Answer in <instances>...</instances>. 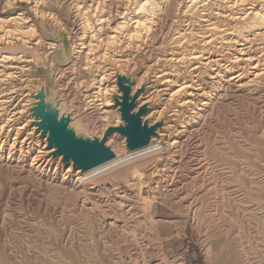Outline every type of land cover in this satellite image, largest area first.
<instances>
[{"label":"rangeland","instance_id":"rangeland-1","mask_svg":"<svg viewBox=\"0 0 264 264\" xmlns=\"http://www.w3.org/2000/svg\"><path fill=\"white\" fill-rule=\"evenodd\" d=\"M228 1L157 0L159 21L136 33L120 18L136 0H0V264H264V23L249 25L246 14L249 2L264 9V0ZM218 20L245 28L242 55L252 61L220 63L218 81L200 65L194 74L213 95L208 108L196 99L192 108L183 92L172 94L191 82L188 54L239 55L237 45L203 44L206 24ZM134 69L164 81L141 99L165 103L160 117L172 114L176 151L154 158L156 171L138 163L134 175L123 169L83 183L67 164L46 161L27 132L31 95L52 90L59 112L100 138L122 122L101 104L117 91L115 74ZM106 144L128 152L117 133Z\"/></svg>","mask_w":264,"mask_h":264},{"label":"bare ground","instance_id":"bare-ground-1","mask_svg":"<svg viewBox=\"0 0 264 264\" xmlns=\"http://www.w3.org/2000/svg\"><path fill=\"white\" fill-rule=\"evenodd\" d=\"M197 1L202 2L203 0H192V2H197ZM221 1H223V0H221ZM244 1H246V0H230V1H228V3H231V4L234 5V4H237V3L240 4V3L244 2ZM255 3L256 2H254V1L249 2V4L252 5L249 8L248 12L246 13L251 18L249 25H252L253 23H257V22L258 23H264V9L261 8V7H259V6H257ZM228 16L222 15V16H220V19H224V18L227 19ZM120 18L123 20L122 21L123 23H126L127 22V24H130L131 27H132V29H134V31H136V33H138L140 31L139 29H143V30L149 31L150 30V27L152 25L151 24L152 21L153 22L159 21V3L157 2V0H136L134 6L132 8V10L129 13H127V11L123 12L122 15L120 16ZM244 29L245 28H243V27H240V28L239 27H233L232 25H229V24L224 23L223 20H218V22H213V21H210L209 22L208 21V23L206 24V30H207V32H211L212 34L206 35L205 37H203V44L208 45V44L214 43L215 41L218 40V41H220L222 43V45H221L222 47H225V46L226 47H228V46H236L237 45V46H240L237 49V51H236L239 55L234 56L232 59H226L224 56H222V57H214L211 54H208V52L207 53H201L199 55L197 53H195V52H192V53L188 54V56H189L188 57L189 62H191V60H193V63H191V65H192V68L191 69L192 70H195V71H192V75L193 76H192V78H190L191 79V82L190 81H183V82L177 84L176 85L177 88H176V90H174L172 92V94H174L176 92H183V95H184V96L182 95L183 96V98H182L183 104L185 103L186 105L192 106V108H193V106L195 104V101H193L194 99H196L198 101H201L202 102L201 104L203 105V107H205L207 104H209L210 101H211L210 99L212 98V95H213V93H210V92L211 91L213 92V89L210 88L211 90H209V89L206 90L207 88L202 86V81H201L204 78L203 77L201 78V76H200L199 73H196V74H194V73L195 72H198L199 69H200V67H201L200 65L204 64V65H206V66H208L210 68L212 67L211 73H209L208 79H210V80L212 79L213 81H218V77H219L218 76V73L220 72V70L218 69L219 68L218 66H221V65H219L220 63L229 62V64H231V67L230 68H232V67L235 66V63L238 62L239 60L246 61V62H251L252 61L251 56L250 57L249 56L244 57L242 55L243 54V50H244V45L246 44L245 43L246 42L245 41V38L246 37L243 35L244 32H245ZM132 35H134V34H132ZM55 46L56 45H55L54 42H50V44H49L48 47L49 48H52L53 51H54L56 49ZM84 46H85V44H84ZM84 46H83V43L77 44V47L79 49L76 50V52L72 51V53H71V54L74 53L73 59L74 58H78L81 55V53L83 52L82 50H83ZM73 47H76V46H73ZM3 48H1V49H3ZM6 49H8V48L6 47ZM3 50H2V52H3ZM72 50H74V49H72ZM84 51H85V49H84ZM69 55H70V51H68L67 48H64L63 45H62V47L60 48V50L56 54L58 61H61L63 63L68 59ZM69 59H70V57H69ZM27 60H28V63L26 65H28L29 62L32 61L31 59H27ZM139 63H141V62H139ZM24 68H28L29 69L30 67L26 66ZM222 69H223L222 71L225 73V68H222ZM258 69H259L258 68V65H256V64L254 65L253 64V66H252V71L253 72L252 73L255 74L258 71ZM249 71H251V70H249ZM131 72H133L134 74H138V73L143 72V71L142 70L141 71L140 70L138 71V69H134ZM242 73L243 72H241L239 70L236 71V72H234V73H231L229 75L230 76V79L229 80L236 79V81H237L242 76ZM252 73L250 72V74H252ZM237 77H239V78H237ZM41 81H42V82H40L41 84L42 83H43V85L46 84V81L45 80H42L41 79ZM134 82H135V84L132 85L131 93H134L142 85L144 87V90L141 93H139V95L137 97L138 106H140L142 104H145L147 106V113L142 117L143 121L144 120H147L148 123H149V125H152V124H155L158 121H161L162 122L161 126L156 129V134L151 137L150 142L146 146L141 147V148H138V149H135V150H132V151H128V152L127 151L124 152L122 150V145H120L119 147H116V148L113 146L112 150H113V152L115 154L114 157L112 159L106 161L105 163H103L101 165H98L96 167H93V168H90V169H87V170H81L80 168H74L73 169V167H72V161H69V163H67V167H65L66 170L67 171H69L71 169L72 170H75L74 171V174H76L77 180H79L80 182L83 183L84 180H88V179L93 178V177H95V178L97 177V178H101L102 179V178L106 177L107 175H112L114 173L117 174L116 172H119L120 173V171L123 170V169L130 170V172H131L130 174L134 175V174H136L139 171L138 170V167H136V165L138 163H143L144 166L146 164H148L152 168H154L153 169L154 171H156L157 168H159V162H157L158 160H155L154 158L157 159V157H159V155L161 156V154L162 155H168L169 153L176 151L175 149H173V150H171V149L177 147V145L179 143V140H177V139H174L173 141L172 140L171 141L169 140V135H170V131H171L170 120H171L172 114L168 115L170 117L167 118V119H166V117L164 118L165 115L163 117H160V116H162L165 113L164 112L165 111V103L162 102V100L159 99V98H158V100L155 99L153 101L151 100V98H149V99H147L145 101H142V99H141V98H145L146 96H148L146 94L149 92L150 89H154V88L159 87V85L163 84L164 81L160 78V75L159 74L153 73L151 75H147L146 74V70H145L142 73V75L136 76V78L134 77ZM175 82H177V81L175 80ZM112 86H114V85H112ZM210 87H212V86H210ZM97 88H98L97 92H99V87L97 86ZM43 90H45L46 93L48 92L46 89H43ZM106 94L107 95H105V98L103 99V101H102L101 104H103L104 107H107V108H111L112 107V108H114V110H117L115 107H113V100H112V98H110V95H108L110 93L107 92ZM178 98H181V97H178ZM208 100H210V101H208ZM168 102H169V100H168ZM58 103H59V99H58ZM179 103H181V102H179ZM60 107H61V105L59 106V109H60ZM194 107H196V106H194ZM199 108H201V107H199ZM206 108H208V107H205L204 109H206ZM201 110H202V108H201ZM60 111H61V109H60ZM148 117L155 118V119H157V121L151 123L150 122L151 119L148 118ZM71 119H72V117H71ZM186 119H187V117H186ZM26 121H27L26 124H28V122H30V124H29L30 127L28 128V131L27 132L28 133H32V132L34 133V134L32 133L33 136H36V137H34V141H38V142L41 141V143H42L41 144L42 145V151L41 152H43V157L46 159V161H51V160L55 161V160H58V164H61L62 165V163H61V155H57L56 157H54L52 155V152L54 150V147H51V148H48L47 147L46 136L43 137V138H40L39 137L40 136V131L37 129V126L34 123L35 122L34 117L33 116H28V119ZM179 122H178V124H180ZM71 125H73L74 128L75 127L76 128L77 127L78 128L80 127V125L76 121H74V119H73V122H72ZM186 130H185V128H183V130H180L182 136H185ZM77 132H80V131L77 130ZM174 133H177V131L174 132ZM113 134L112 135L110 134L108 136L109 138H107V142L106 143H108L111 140ZM33 161H35V158H33ZM31 165H33V163H31ZM142 168H143V166H142ZM194 169H195V167H194ZM124 174L127 175V172L124 173ZM75 200H76V198H75Z\"/></svg>","mask_w":264,"mask_h":264},{"label":"water","instance_id":"water-1","mask_svg":"<svg viewBox=\"0 0 264 264\" xmlns=\"http://www.w3.org/2000/svg\"><path fill=\"white\" fill-rule=\"evenodd\" d=\"M134 75L133 72L128 75L115 74L117 91L111 98L122 122L107 126L100 138L77 132L71 125L70 115L59 112L58 100L53 96L52 90L46 93L41 87L31 95L34 101L28 111L35 119L34 123L40 131L39 137L46 136L47 147H54L52 155L54 157L61 155L63 165L72 161L73 169L87 170L112 159L115 154L106 144L108 136L112 133H117L125 139L128 151L144 147L150 142L162 122L149 125L147 120L143 121L142 117L147 113V106L145 104L138 106L137 97L144 87L142 85L131 93Z\"/></svg>","mask_w":264,"mask_h":264}]
</instances>
